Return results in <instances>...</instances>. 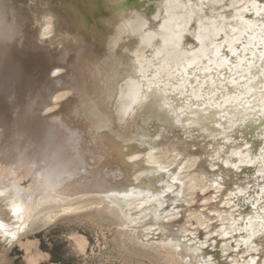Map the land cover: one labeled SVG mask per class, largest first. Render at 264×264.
<instances>
[{
    "label": "bare ground",
    "instance_id": "obj_1",
    "mask_svg": "<svg viewBox=\"0 0 264 264\" xmlns=\"http://www.w3.org/2000/svg\"><path fill=\"white\" fill-rule=\"evenodd\" d=\"M9 1L0 0V60L3 65L4 61L10 62L17 54L18 47L16 41L14 42L15 25L4 16L17 10ZM81 1L83 0H49V7L39 10L36 20L39 25L37 33L41 37L56 33L60 16L74 22V26L79 27L78 31L84 32L85 39L92 21L102 28L99 35L103 51L94 70L95 78L92 76L95 79L93 86L90 85L92 88L87 89L88 91L86 88L80 89L84 91V100L78 94L82 106H77L80 107L75 116L77 122L72 121L71 116L69 121L73 124L69 123L66 117L67 112L69 113L67 106L59 110L63 124L68 123L70 129L73 125H78L76 127L79 134L85 135L86 141L83 142L84 139L75 134L74 137L63 126L55 125L53 130H47L49 128L45 124L47 127L42 128L40 135L32 139L28 137L30 141L22 144L17 137L20 129L27 126L26 122L22 123L25 126L21 125L18 133L16 132L18 141L14 138L13 142L16 140V147L22 144L21 148L28 150L26 156L25 150H21L27 158L25 160L30 159L28 170L37 169L35 173L38 172L44 177L45 185L31 196H25L17 188L10 189L9 184L0 185V194L9 192L6 198L12 218L9 222L0 218V233L3 237L7 236L10 242L15 241L18 232L26 226L36 207L31 202L34 195L41 202L55 200L56 195L53 197V193H56L57 186L80 174L85 164L89 166L90 160H82V157L76 156V151L83 158H91L90 150L95 148L93 153L97 151L100 154H94L96 157H92L93 162L107 171V180L104 179L105 176H100L105 181L100 179L102 182H98V179L97 182H86L85 177H82L79 182L84 184L77 192H98L102 195V202L106 201L119 210L125 219L124 224L137 227L134 229H138L142 239H158L162 243L173 245L180 256L183 255L191 264H252V261L264 264V195L258 191L264 189V92L259 91L255 82L251 85L248 83L246 77L249 63L240 64L244 60L243 47L238 56L230 57L231 74L226 79L219 78L217 73L223 69L215 65L217 59L227 55L224 49L228 43H232L234 49L237 47L234 40H243L245 45L260 43L259 29L253 27L248 31L240 19L243 17L253 23L258 19L254 14L257 9L252 8L253 0H120L122 6L115 11L106 9L107 0H96L92 7L97 12L91 18L83 10ZM245 8L248 11H244ZM202 28L207 29V32L201 33ZM232 28L240 31L233 33ZM217 29L221 31H216ZM245 33L250 38H246ZM198 34L207 36L208 39L201 44L197 39ZM213 45L220 49V57L215 55ZM252 51L256 52L255 57H252ZM262 51L264 49L249 50V61L255 59L259 64ZM208 58L214 62L211 72L205 71L209 67ZM21 62L19 64H23ZM11 64L9 65L12 68L15 67ZM53 64L52 75L56 76L62 71L63 65L57 60H53ZM3 65L1 69L9 70L10 66L6 68L7 65ZM16 68L17 65L14 68L17 71ZM40 70L42 71L39 68ZM141 71L154 74L155 79L150 81L148 75L141 78ZM8 75L12 76L10 73ZM38 76L40 75L34 79L41 80L44 75ZM73 77L78 78L76 74ZM196 77H199L200 84L194 90L188 89L193 93L191 98L186 95L181 101L178 91L184 90L186 82L194 83ZM232 77H236L235 84L232 83ZM63 80L64 77L58 80L60 87L51 93L50 103L42 106V110L53 108L57 111L64 98L70 95L71 81L68 85ZM88 83L90 82L85 84ZM149 83L153 85L151 91L148 90ZM213 83L217 85L215 94L220 99L232 96L233 92L237 97L248 96L253 94V87H256L255 98L247 104L237 102L218 110L210 104ZM229 85L232 86V91L227 90ZM1 89L0 92L3 93L0 94L3 96L6 90ZM17 89L21 90L19 87ZM201 91L207 98L204 101L196 99ZM92 93H96V96ZM23 94L22 92V96ZM137 94L147 99L141 103H133ZM198 103L209 106L197 107ZM128 108L131 111L125 115ZM225 113L227 119L224 118ZM5 117L2 116L3 120ZM3 120H0L1 124ZM217 124L221 127L217 128ZM34 125L36 124L32 126ZM32 128L35 130L36 127ZM100 131L102 136L98 137ZM37 132H40L39 129ZM72 140L77 147L70 146ZM89 144L94 145L89 149L90 154L87 152L83 155L81 151ZM6 152L10 153L9 150ZM0 156L1 161L5 156ZM187 167L199 179V187L193 200L184 195L187 178L183 172ZM46 193L47 196L44 195ZM80 207L71 200L63 199L57 209L48 211L45 216L53 221L59 215ZM191 211H197L198 216L190 217Z\"/></svg>",
    "mask_w": 264,
    "mask_h": 264
},
{
    "label": "rangeland",
    "instance_id": "obj_2",
    "mask_svg": "<svg viewBox=\"0 0 264 264\" xmlns=\"http://www.w3.org/2000/svg\"><path fill=\"white\" fill-rule=\"evenodd\" d=\"M95 1L96 0L81 1V4L83 5V6L81 5L83 7V10L87 12L88 15H90V18H91V15H94L95 12H97V11H93V7H92ZM8 3L13 5L17 9L15 10V12L14 11L10 12L13 15H10V13H8L6 14L7 15L6 16L4 14L7 21L10 20L11 23L15 25L14 29H15L16 34H14L15 35L14 38L16 39L15 40L13 39V40L14 42L16 41L15 43L18 44V47L16 49L17 54H15V56L17 57L15 58L14 56L10 58L12 59L13 63H16L17 61L19 62L21 60L23 61V64H19V63H22L21 61L18 64L16 63L17 65V68H16L17 71H16L14 69L16 65L11 64L12 62L10 58H9L10 62H8L9 60L4 61V65L2 64V61L0 60V63H1L0 67H2L1 65H3V67H6L7 65L6 68H8L10 66L9 64L13 66L15 65V67L13 68L12 66H10L14 71L10 67H9V70L5 68H2V69L0 68L1 71L3 72L1 73L0 71V79H1L0 88H2L1 90L3 89L6 90V91L4 90L3 91L7 94L5 95L4 93L3 94L4 97L2 96V94H0V105H1L0 110L3 109L2 110L3 114L0 113L1 115L0 118L3 120L2 116L5 117L4 115H6V117L2 121V124L0 123V136H1L0 137V155L3 154V156H5L1 159V161L3 162L0 161L1 163L0 166H2V168L0 167L2 169V171L0 172V181L2 180L0 185L9 184L10 189H13V188L14 190L18 189L20 192L22 191L25 196H29V195L31 196L33 195L34 191L38 190L41 187H44L45 185L43 184L44 177H41L38 174V172L35 173L37 169H34L33 170L34 172L28 170V167L30 166L28 161H30V159L28 158V160H25L27 159L25 158V156L28 150L21 148L23 147L22 144H26L33 137L40 135L42 130L46 129L47 126L49 128L47 130H53L55 125L59 127L63 126L64 128H66V130L67 129L70 130L73 136L74 134L77 137L80 136L79 131L77 129L78 127H76L78 125H73L72 129H70L71 127L68 125V123L63 124V120H61L62 114L61 112H59V110L67 106V111H69V113L66 111L67 112L66 117L68 118V121H69V118H71L72 116L73 118H71V120L75 122V116L78 114V110H80V107L82 106L80 97H83L84 91H81V90L86 88V91H88L89 89L92 88L93 83L95 81V79H93L94 72H95L94 70H96L97 68V64L101 56L100 53H102L103 51V47H102V43L100 42V35H99L102 28L100 25L92 21L89 33L85 34L87 37L85 39L83 36L84 32L82 31L81 33V31H78L79 27L74 26L73 24L74 22L72 23L71 21L66 20L64 16L62 17L60 16V19L58 21L59 23H57L56 33L52 36L41 37L37 33L39 25H37L38 23L36 19L38 18L39 10H41L44 7L46 8L49 7L48 6L49 5L48 3H50L49 0H10ZM9 15L14 20H12V18ZM90 18L88 17V19ZM39 52L41 53L39 54ZM13 59L14 60L17 59L15 60L16 62ZM41 60H43L44 63ZM53 60H57L63 65L62 71L58 73L56 76L52 75L51 67L52 65H54ZM43 64L46 66H43ZM20 65L22 66L19 67ZM24 66L27 70L23 68ZM42 67L43 68L48 67L47 68L48 71L46 70V68L43 69ZM39 68L42 69V71L41 70L39 71ZM6 70L12 76L8 75L9 73ZM43 70L45 74L43 73ZM73 70L75 71V73H73L74 72ZM28 71H30L32 74ZM77 71L78 72L80 71V72L78 73ZM5 72L8 76L5 75ZM90 72H91V75H90ZM75 74L79 78V81L77 80L78 78L76 79L75 77H73L75 76ZM37 75H40L38 77L43 76V78H40L41 80H39L38 77H37L38 79H34L36 78ZM31 76L34 79L33 83H32L33 79ZM61 77H64L63 82L65 81V83L67 82V84L69 83V81H71V84H72L71 93H69L70 95H67L69 97L66 96L64 98L63 100L64 102L61 103L62 105H60L59 109H56L57 111H55L53 108H47V110L46 109L42 110V106H45L46 104L50 103L51 93H53L54 90H57L60 87V83H58L59 82L58 80H60ZM83 77L84 79L85 78L86 79L83 80ZM81 78H82V81H81ZM87 78H89V80ZM73 80L74 82H72ZM90 80H92L93 82ZM88 81L90 83L85 84ZM76 82H77V85H76ZM91 84L92 86H90ZM22 85H23V88L21 87ZM87 86H89V88ZM6 87L7 89H5ZM18 87L21 88V90L20 89L18 90L17 89ZM18 91L20 92L22 91L24 93L23 96H22V92L20 93ZM76 91L77 93L75 94ZM0 93H3V92L1 91ZM78 94H80L79 95L80 97L78 96ZM92 95L96 96V93H92ZM20 96L23 98L21 99ZM84 98L85 97H83L82 99L84 100ZM16 101L18 103H16ZM3 102H6V103H3ZM3 104L5 106H3ZM73 105L75 108L73 107ZM77 106H80V107H77ZM68 108L70 110H68ZM19 118H20V121H19ZM32 118L37 119L39 123L36 120H33ZM8 119H10L9 121L13 124H11L8 121ZM5 120L9 122L11 126ZM28 121L30 124H28ZM48 121L50 123H48ZM17 122L19 123L18 125L19 127L17 126L18 124ZM25 122L27 126H25V124L24 125L22 124ZM31 122H34V123H31ZM76 122H77V118H76ZM42 123L44 124V127ZM47 123L52 127H50ZM69 123L73 124L70 121ZM31 124L32 125L36 124L34 126L38 128L40 132H37L38 129L36 130V128L34 130L32 128L34 126H32ZM21 125L25 126V128L22 127ZM19 129L21 132L19 131L18 133L17 130ZM23 130L24 131L26 130L25 133L27 134H25ZM100 132L98 133V137L102 136L101 135L102 132L101 133ZM16 134L18 135L17 137H19V139L16 137ZM21 134L23 135V137L25 136L24 137L26 138L25 142H24V138L21 137L22 136ZM27 135H30V136H27ZM11 137L12 139H10ZM4 138H6L7 140L6 139L3 140ZM14 138L16 140L18 139L20 143L22 142L23 143L20 145L18 144L16 147L18 140L17 141L15 140L13 142ZM21 138L23 140H21ZM80 138L82 140L84 139L83 142L86 141L85 135H81ZM2 140L5 141V143H3ZM1 141L3 144L1 143ZM69 144L70 146L77 147V145L73 142V140ZM14 145L16 148L14 147ZM91 146H94V145L89 144L87 147H85L86 149L84 148L85 150L83 149L81 151L83 155L91 151L90 152L91 154L89 153L91 158L87 156H85L87 158H83V156L79 155V152L77 151H76L77 155L75 154L79 158L82 157L81 159L84 161L86 160V162H87V159L90 160L89 166H88L89 168L85 164L84 165L85 169L83 168L80 174L73 177L74 178V179L72 178L73 181H71L72 179H70L68 181H64L61 184H59L58 185L59 187L57 186L58 189H56L57 190L56 193H53V197L56 195L55 200H52V202L50 201L41 202L40 198H38L37 195H34L35 197L31 199V202L32 203L34 202L36 207L34 206L35 209L30 215L31 217L28 219L26 226L18 232L17 234L18 238H16L15 241L10 242L7 236L3 237V234L0 233V264H191L189 263L190 261H188V259L186 260V258L183 255L182 256L184 258L180 256L181 254L179 253L177 249H175L173 245L168 244V243H162L158 239H155V240L154 239H142V237L138 233V229L137 230L134 229L137 227L135 226L131 227V225L124 224L125 219H123L124 217L119 212V210H117L113 205H110L108 202L106 203V201L102 202L101 201L102 195H100L98 192L97 194H93V192H80V193L77 192V191H80V187L82 189V186H83L82 184H84V182L82 184H80L81 182H79L80 178L82 177L83 178L85 177L84 180H86V182H91V181L97 182L98 179H99L98 182H102L101 180L103 178H99L100 176L101 177L105 176L104 179L107 180L106 179L107 171L103 168H100V166H98L96 163L93 162L94 159H92V157L95 158L100 153H98L97 151H94L93 153L92 150H94L95 148L93 149ZM90 148L92 149L89 151ZM8 150L10 153L6 152ZM21 150L23 152L25 150L24 152L25 156L23 155ZM7 157H9V159ZM4 158H7V159H4ZM22 159H24L23 160L24 162L22 163L23 165L21 164ZM14 160H17V161L14 162ZM18 161L20 162V164ZM10 162H12V164H10ZM26 162H27V165L25 164ZM24 164L26 165V167ZM87 168L88 170L90 169L91 170L88 171ZM95 168H98V169H95ZM93 169L94 171L92 172ZM99 169L100 171H98ZM101 169L103 171H101ZM95 170H97L96 171L97 173H95ZM27 171L28 172L30 171V173L28 174ZM184 171L185 172H183V175L187 178V185H186L184 195L189 200H193V198L195 197L194 193H196V190L199 187V179L196 173L188 170V167ZM25 172H26V175H25ZM23 173H24V176H21V174ZM92 173H95V174H92ZM91 176H93V178ZM73 182H76L74 183L75 186ZM72 184L75 188H72L73 187ZM28 187L30 188V190ZM61 187H63L64 189L63 188L61 189ZM43 191H45V188ZM74 191L76 192V194ZM8 194L9 192H4L0 194V218H2L3 220L7 222L12 220L9 207H8V202H7L8 198H6L8 197ZM83 194L85 195L83 196ZM44 195L47 196L48 193ZM57 199L59 200L57 201ZM61 199L71 200L72 202H74L77 205H80L81 207L78 208L77 210L63 213L59 215L55 220L49 221L47 217L45 216V214L48 211L57 209L59 205L62 203ZM196 212L197 211H191L189 216L190 217L194 216V218H196L198 216Z\"/></svg>",
    "mask_w": 264,
    "mask_h": 264
},
{
    "label": "snow or ice",
    "instance_id": "obj_3",
    "mask_svg": "<svg viewBox=\"0 0 264 264\" xmlns=\"http://www.w3.org/2000/svg\"><path fill=\"white\" fill-rule=\"evenodd\" d=\"M121 6L122 5L120 4V0H107V3L105 5L106 9L110 10V11H115L117 8H119ZM201 6L203 7V4ZM252 8L257 9V11L254 14L258 17V19L254 23L251 20H244L243 17H240V19L243 21V23L246 26L248 31H251L253 29V27L259 29V34H260V38H261L260 43L256 44L255 42H253L252 44L245 45L243 40H234L233 43H235L237 45V47L234 49L232 46V43H228L227 47L224 49V51L227 53V55L223 56L222 59H217L215 61V65L217 66V68L223 69L222 72L217 73L219 78L220 79H226L231 74V67L232 66H231L230 57L231 56H238L241 52V47H243L245 49V51L243 52L244 60L240 61V64L249 63V71H248L247 77H246L248 80V83L251 85V84H253V82H255L256 85L259 87V91L264 92V51H262L260 54V61L261 62L259 64L256 63L255 59H252L251 61H249V50L264 49V2H257V0H253ZM244 11H248V9L245 8ZM216 31H221V29H217ZM231 31L233 33H236L240 30L237 28H232ZM204 32H207V29L202 28L201 33H204ZM245 37L250 38V37H247V33H245ZM197 39H198V41H200L201 44H203L205 42V40L208 39V37L198 34ZM217 39H218V37H217ZM212 47H213V51H214L215 55L217 57H220V55H221L220 49L217 48L215 45H213ZM201 51H203V49H201ZM251 55H252V57H255L256 52L252 51ZM213 63H214L213 60L211 58H208L209 67L205 69L206 72H211V70H212L211 66L213 65ZM189 67H191V65H189ZM252 69H255V71H253ZM145 75H148L150 81L155 79L154 74L145 73V72L141 71V73H140L141 78H144ZM189 79H191V78H189ZM235 81H236V77H232V83L233 84H235ZM199 84H200L199 77H196L194 83H187L186 82L184 90L178 91V93H177L178 98L181 101L183 100V97L186 95L189 96V98H191L193 93H190L188 91V89L191 88L194 90L196 88V86ZM152 87H153V85L151 83H149L148 90L151 91ZM156 87H160V86L156 85ZM201 87H203V86H201ZM216 87H217V85L215 83H213L212 92L210 94L211 95L210 104L212 106L216 107L218 110L221 108H225L228 105L235 104L237 102H240L242 104H247L249 100L255 98L254 94L256 92V87H253V89H252L253 94H249L248 96L237 97V96H235V93L233 92L232 96H226L224 99H220V96L215 94ZM227 90L232 91V86L229 85ZM146 99H147V97H143V96H140L139 94H137L135 99L133 100V103H141ZM196 99L198 101H204L207 98L205 97L203 91H201L199 93V95L196 97ZM196 106L207 108L209 106V104H199L198 103ZM182 110L183 109H181V111ZM130 111H131V108H128L125 110L124 114L127 115ZM224 118L227 119L226 113L224 114ZM193 119H195V117H193ZM216 127L220 128L221 125L217 124ZM245 147H247V145H245ZM262 151H264V149H262ZM258 191L262 195H264V189H259ZM253 207H255V204H253ZM246 247H247V245H246ZM252 264H256V262L252 261Z\"/></svg>",
    "mask_w": 264,
    "mask_h": 264
}]
</instances>
